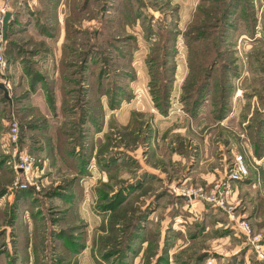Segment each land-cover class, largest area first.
<instances>
[{
	"label": "rangeland",
	"instance_id": "rangeland-1",
	"mask_svg": "<svg viewBox=\"0 0 264 264\" xmlns=\"http://www.w3.org/2000/svg\"><path fill=\"white\" fill-rule=\"evenodd\" d=\"M3 1L10 4L9 27L16 19L20 26L10 28V39L8 27L0 40L5 59L0 83L9 92L7 97L0 88V264H119L126 254L129 264H154L159 256L162 264H196L203 251L207 256L198 264L209 258L214 264H264L227 210L202 201L195 215L175 191L212 187L198 177L185 183L192 153L212 158L206 170L222 167L218 179H227L235 156L245 154L250 173L233 181L229 206L236 219L250 220L253 234L264 241V160L253 141L264 133L250 128L264 119V0H88L82 13L84 0H66L61 7L58 0H36L31 11L21 8L27 0H0V5ZM128 1L133 10L124 23L119 12ZM201 8L210 16L203 18ZM58 15L63 21L67 15L64 54L73 66L64 71L71 78L62 75L56 81V59L48 61L55 44L45 39L55 30L45 35L43 28L44 23L55 28ZM31 23L35 30L25 32ZM203 30L208 36L199 40L195 34ZM168 31L176 40L169 57L175 65L170 107L177 103L185 112L178 116L161 112L153 95L151 56ZM111 40L117 45L110 46ZM11 41L21 47L20 54L11 51ZM92 43L97 59L88 81V73L75 76L79 64L74 61ZM219 46L221 65L192 119L185 109L187 77L195 67L206 69L203 64ZM205 47L212 49L208 56ZM116 81L128 97L107 103L104 113L101 104L109 94L102 91L119 92ZM58 84L63 87L59 95ZM222 101L228 108L217 120L212 110ZM85 110L95 111L100 130L88 115L81 120ZM225 120L226 125H215ZM22 155L31 161L28 179L17 168ZM130 183L133 188L119 196ZM133 219L138 229H128Z\"/></svg>",
	"mask_w": 264,
	"mask_h": 264
},
{
	"label": "trees",
	"instance_id": "trees-1",
	"mask_svg": "<svg viewBox=\"0 0 264 264\" xmlns=\"http://www.w3.org/2000/svg\"><path fill=\"white\" fill-rule=\"evenodd\" d=\"M220 2H221V0H220ZM87 6H88V0L81 1L80 7H79L80 12L82 13L87 8ZM132 10H133L132 5L128 1L125 4L124 9L121 10V12H119L122 14V16H125L123 18L124 23L128 22L126 15L129 13V11H132ZM213 13L214 12H212V14ZM200 14H202V16L204 18V16L209 17L211 12L207 11L204 13V11L201 8ZM18 15H19V13H18ZM105 22H107V20H105ZM108 22L114 23L113 20H111V21L109 20ZM17 24H18L17 19L15 21L13 20V22L10 24V27L8 29V36H7L8 39H10V36H9L10 35V28H12V27L16 28ZM213 24H215V23L213 22ZM219 24H220V26H222L221 23H219ZM121 25H123V23H121L120 26ZM118 27H119V25H118ZM216 28H218V27H216ZM77 32L79 33V31H77ZM168 33H169V36L165 35V40H164V43L162 45L158 42L156 43V45L154 46L155 47L154 48L155 49L154 54H153V56H151V58L153 57V59L151 61L152 72H153V69L155 68V74L154 75H156V76H154L153 79L155 82H157L155 85L154 91H153V95L155 97V102H156L155 105L161 110V112L166 113V114L170 111V108H171L170 107V95H171V91L173 88V80H174L173 75L175 72V65L171 64V62L169 61V57H171V55L173 53V49L175 51V41H176L174 39V37L170 35L169 31H168ZM192 34L193 33L189 34V39L192 38ZM198 34L201 35L200 37H198V39L201 40V39H203L202 36H206V35L208 36V31L203 30V32L197 33L195 35H198ZM156 35L161 36V38L164 37V33H162L161 35L159 33H157ZM149 40H152V38L149 37ZM119 41H120V46L124 44L121 42V41H123L122 38ZM10 44L12 47L11 51L13 53H17V54L21 53L19 51V48H21V47L15 41H11ZM109 44H110V46H116L117 45L115 43V41H113V40H111L109 42ZM93 45H94L93 43L87 44V48L85 49V51L82 52L81 55H79V57L82 56V59L79 60L78 62L74 61L75 63L79 64V67H78V65H74L75 68L78 67V69H75L76 70L75 76L83 77V75H84V77H85V76H87V73L90 72V68L93 66V63H95V61L97 59V57H95L96 56L95 52H93V48H94ZM173 46H174V48H173ZM201 52H202V48H201ZM203 52H204L203 55L208 56L212 53V49L208 50V48L205 47ZM221 54H222V47L219 46L216 49V52L214 55L215 57H213L211 59V61L209 60L210 63L209 64L208 63L203 64V66H206V69L201 70L203 67H200V68L195 67V69L192 70V73L189 75V77H187V81L185 83L184 100L186 103L185 109L190 114L191 117H197L200 114V109H201V106L204 102L205 96H206L207 92L210 91V88H209L210 78L212 77L213 70L215 69V67L217 65H221L219 63V60L221 58ZM216 55H217V58H216ZM68 57L69 56H65L64 60L61 61V71H62L63 77H70L71 78V76L68 73H64V71L66 69L68 70V69H70V66H71V68L73 66V65H70V61L68 60ZM215 59H217V60H215ZM105 60H108V59H105ZM221 61H222V59H221ZM67 64H69V66H67ZM154 64H159L161 67L163 66V70H161L159 68V71H158ZM227 68L229 69L230 67H227ZM201 71H204V74L201 73ZM120 73H122V72H120ZM102 74H103V70L100 69L99 73H98V77H99L100 81L102 78ZM125 74H127V73H125ZM87 78H88V81H90L89 79H91V75H89V73H88ZM114 84H115L114 87L116 88V90H120L119 92L117 91V93H116L112 89H109V90L103 89V91H102L105 94H109L108 97H109L111 105L117 104L120 101L121 97H128V94H126V92H123L125 89L122 87L121 82L116 81ZM90 87H91V85H90ZM111 87H112V85H111ZM77 103H80L79 99H77V102L74 104V106H76ZM84 106H86V105H84ZM101 106H102V104H101ZM226 108H228V104L225 103L224 101H222L218 107H215L212 110L213 117L217 120L223 119L226 115L225 114ZM94 109H95V106H94ZM85 115H88L89 117H91L92 121L97 122L96 126H98V128L101 127L100 118L98 120V117H97L95 111L94 112H91V111L87 112V110H85L84 115H81V117H80L81 120L85 119L84 118ZM139 124H140L139 129H141L142 128V122H140ZM263 127H264V119H261V120L255 121V125L253 124V126L250 128H253L254 131L261 134V133H264V132H262ZM99 130H100V128H99ZM253 141L262 150L260 154H257V156L262 157L264 155V138L263 139L262 138H260V139L256 138ZM133 186H134V183L124 185L123 188L120 190L119 196L123 195V197H124L125 194L128 193L131 190V188H133ZM178 198L180 199L181 203H185V204L188 203V199L186 197H183V196L179 197L178 196ZM114 207H116V206L110 205V209H113ZM140 218H141V216H140ZM128 225H129L128 229L134 228L135 226L138 229L139 224L137 225V222L135 223V220L133 219L132 223L130 222V223H128ZM206 256H207V254L205 253V251L200 252L194 258L196 260L195 261L196 264H198V262L202 261L203 258ZM124 257H125V260H123L119 264H129L128 261L126 260L127 254ZM159 259L160 260L154 264L164 263V262H161L162 260H164V257L159 256ZM188 262L189 261H186L184 264H187Z\"/></svg>",
	"mask_w": 264,
	"mask_h": 264
},
{
	"label": "built area",
	"instance_id": "built-area-1",
	"mask_svg": "<svg viewBox=\"0 0 264 264\" xmlns=\"http://www.w3.org/2000/svg\"><path fill=\"white\" fill-rule=\"evenodd\" d=\"M10 9V4L8 1H3L0 5V12L3 14L0 15V24H1V35L0 40L4 41L6 39V33L4 30V18L5 14ZM2 16V17H1ZM5 63L4 55L0 47V65ZM185 113L183 108L179 107L177 103H173L170 109V116L180 115ZM13 140L16 141L19 135V126L18 123L13 124ZM24 173L27 174V179L31 169V161L29 157L24 155L21 156L20 167ZM250 169L248 160L245 154L239 153L235 156L232 168H230L227 179L220 178L214 183L209 191H206L203 187H194V188H176V193L180 196L186 197L188 199V204L195 203L196 200L207 202L208 204L216 207L227 210L229 216L236 220L238 228L247 236L248 241L252 244L254 252L260 259L264 260V241L260 235L253 234V228L250 222L246 219H236L235 211L231 206H229L233 193V181L238 179L245 178L249 175ZM214 259L209 258L206 261V264H214Z\"/></svg>",
	"mask_w": 264,
	"mask_h": 264
},
{
	"label": "crops",
	"instance_id": "crops-1",
	"mask_svg": "<svg viewBox=\"0 0 264 264\" xmlns=\"http://www.w3.org/2000/svg\"><path fill=\"white\" fill-rule=\"evenodd\" d=\"M35 1L36 0H27V2L23 1V4L21 5V8L24 9V7H25L26 9H28L30 11L34 10L33 8H31V6H32V3L35 2ZM47 1H48V3L52 2L51 0H47ZM56 4H58L59 7H61V5H64V6L66 5L67 6L66 0H58L56 2ZM70 5L71 4H69V6ZM67 14H69V12ZM65 17H64V21H63L62 16L61 17L59 15L57 16V20H56L57 23H56V25H54V26H56L55 28H52V25H49L48 23H44L45 25L42 23L44 25L43 30L45 31V35L48 33L47 31H50V29L55 30V32H49L50 35H46L48 38L45 36V39L48 41L49 45H54L55 44L54 50H52L53 52L50 53L51 55L48 58V61L49 62L53 61L51 59V57L52 58L55 57V59H56L55 60L56 61V74H55V77L57 78L56 81H58V80L63 78L62 77V71H61V61H63L64 58H65L64 46L68 45L66 43L67 39L65 37V28H66V24H67V21L65 20ZM73 25L77 26L78 24L73 22ZM73 25L71 24L70 26H72L74 28ZM18 26H20V23L18 24ZM34 28L35 27H34L33 23H31V24L27 25V28L24 31L27 32V33H32L35 30ZM60 74H61V76H60ZM56 88L57 89L55 90V93H58L57 95L63 93V91L61 90V89H63L62 84H58ZM106 97H107V99L105 98V100H107V101L106 102L102 101L103 102L102 108L104 106V108H103L104 113H105V110H106V107H107L106 104L110 102L109 97L108 96H106ZM190 118L193 119L194 117H190ZM225 122H226V120L223 123L220 122L221 123L220 124V123H218L216 121L215 125L220 127V126H223L224 124L226 125ZM227 122H228V120H227ZM105 123H106V119H105ZM156 138H157V135L154 133L153 143L155 142ZM211 159L212 158H204L199 152H197V154H196V152L192 153V155H190L189 158H187V166L185 168V170L187 172V174H186L187 176L184 179L185 183L188 180H190L191 178L198 177V178H200L199 179L200 182L210 186L216 179H218L219 177H223L224 170L222 169V167L218 166V167L212 168L213 170H210V169L206 170L205 169L210 164V160ZM262 160H264V155H263ZM225 170H226V168H225ZM239 183L240 182H238V183H236L234 185V190H235L236 187L238 188ZM234 195H235V191H234ZM195 205H197L199 208H201V206L205 205V203L202 202V201L196 200L195 203H192V204H188L187 203L186 204V206L190 208L189 209L190 212L195 213V215H198L197 212L200 209L198 208V210H197ZM194 219H196V218H194ZM137 255H139V254H137Z\"/></svg>",
	"mask_w": 264,
	"mask_h": 264
},
{
	"label": "water",
	"instance_id": "water-1",
	"mask_svg": "<svg viewBox=\"0 0 264 264\" xmlns=\"http://www.w3.org/2000/svg\"><path fill=\"white\" fill-rule=\"evenodd\" d=\"M10 18H11V12H7L5 15V18H4V30H5V32L7 31L8 27H9ZM0 88L5 91V95L8 97L9 92L3 83H0Z\"/></svg>",
	"mask_w": 264,
	"mask_h": 264
}]
</instances>
